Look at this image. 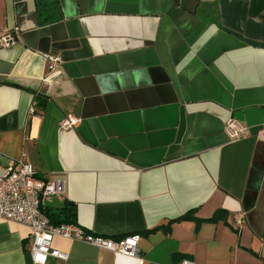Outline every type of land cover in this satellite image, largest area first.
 <instances>
[{
	"label": "crops",
	"instance_id": "crops-1",
	"mask_svg": "<svg viewBox=\"0 0 264 264\" xmlns=\"http://www.w3.org/2000/svg\"><path fill=\"white\" fill-rule=\"evenodd\" d=\"M14 27L0 46V165L64 180L44 209L139 234L142 264H264V0H0V34ZM48 51L62 61L46 80ZM67 114L80 121L61 129ZM230 117L248 136L227 138ZM52 245L68 258L45 264H138ZM30 246L26 225L0 219V264H34Z\"/></svg>",
	"mask_w": 264,
	"mask_h": 264
},
{
	"label": "built area",
	"instance_id": "built-area-1",
	"mask_svg": "<svg viewBox=\"0 0 264 264\" xmlns=\"http://www.w3.org/2000/svg\"><path fill=\"white\" fill-rule=\"evenodd\" d=\"M18 28L5 30L0 34V46L10 48L17 42ZM47 63L45 79L49 80L60 73L61 57L53 51L43 53ZM35 103L30 107L34 112ZM79 118L67 114L59 121L61 129L73 128ZM224 132L230 141L248 136L249 126L235 118H228L224 124ZM65 185L62 179H44L37 176L33 165L24 160H17L7 165H0V219L26 225L30 231V256L34 264H45L49 257L66 260L68 254L52 245L54 236L82 241L97 248H103L137 258L138 264L144 261L140 253L139 234H128L120 238L86 232L72 222L54 224L44 212L45 204L52 196L62 195ZM245 213L235 214L234 225L239 230L245 223ZM180 264H193L190 259H182Z\"/></svg>",
	"mask_w": 264,
	"mask_h": 264
},
{
	"label": "trees",
	"instance_id": "trees-1",
	"mask_svg": "<svg viewBox=\"0 0 264 264\" xmlns=\"http://www.w3.org/2000/svg\"><path fill=\"white\" fill-rule=\"evenodd\" d=\"M45 214L49 217L50 221L54 224L62 222H70V214L72 215V210L70 207L65 206L57 211H51L49 209H44ZM190 214H185L181 218H190Z\"/></svg>",
	"mask_w": 264,
	"mask_h": 264
}]
</instances>
